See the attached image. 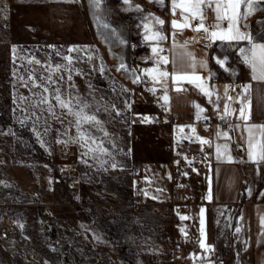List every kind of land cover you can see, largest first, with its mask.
Instances as JSON below:
<instances>
[{
	"label": "rangeland",
	"instance_id": "374dc122",
	"mask_svg": "<svg viewBox=\"0 0 264 264\" xmlns=\"http://www.w3.org/2000/svg\"><path fill=\"white\" fill-rule=\"evenodd\" d=\"M77 1L96 49L93 63L74 50L67 61H58L39 46L48 37L45 30L0 29V264H144L148 259L132 232L131 201L145 195L128 185L126 168L138 167L131 164V121L139 115L168 123L156 105L160 86L144 70L164 69L157 56L180 41L174 36L182 30L171 21L184 20L148 0L116 7L107 0L98 7ZM168 124L154 126L162 142L148 148L151 156L170 160L169 145L174 153L181 151L175 147L183 146L181 135ZM64 162H72L75 172L61 175L66 184L59 186L54 172ZM116 198L125 204L121 218L102 202ZM154 202V232L160 233L165 201ZM48 225L57 229L51 238ZM160 238L155 250L163 254L167 233Z\"/></svg>",
	"mask_w": 264,
	"mask_h": 264
},
{
	"label": "crops",
	"instance_id": "0c3cea01",
	"mask_svg": "<svg viewBox=\"0 0 264 264\" xmlns=\"http://www.w3.org/2000/svg\"><path fill=\"white\" fill-rule=\"evenodd\" d=\"M148 1L173 12L172 0ZM241 11H244L243 6ZM175 15L188 20L190 27L181 28V32L174 36L180 41L172 43L165 53L157 56L164 69L151 67L157 71L148 78L160 86L162 92L156 102L158 111L167 110L172 114L175 118L172 130L179 131L183 143L181 151L175 153L180 157L178 167L182 171L178 205L175 216L164 215L165 224L157 226L161 231L155 233L156 203L150 199L142 201L137 209L130 211L133 236L138 248L147 253L144 264H167L165 242L160 246L163 254H158L154 244L164 231L183 250L176 264H264V227L261 226L264 219V160L260 159L259 148L264 142V132L260 127H252L264 125V80L252 78V70L239 51L251 47L247 40H216L211 48L198 45L193 40L195 28L191 27V22H200V18L191 19L187 13L182 17L179 8ZM203 17L204 26L212 27L217 23L212 8H204ZM226 27L227 22H221V29ZM239 30L249 34L254 42L264 43V4L256 5V10L240 21ZM161 57L167 58V62ZM219 60L224 61L223 67ZM160 71L170 75L162 77ZM172 73L199 76L201 80L174 81ZM240 83H245L248 90L245 91L244 87L231 91L233 85ZM206 92L209 95H205ZM164 96L168 97L167 101ZM242 107L247 119L241 118ZM216 116L230 119L228 129L203 126L206 117ZM197 137L205 141L210 137L212 151L207 152L206 143L204 147ZM250 143L256 147H250ZM236 145L244 147L243 156L236 153ZM217 146H220L219 153ZM117 168L123 169L121 166ZM126 170L131 173L128 183L131 189L152 184L138 178L139 167ZM102 202L118 212L121 218L125 211L121 198ZM174 221L179 223L174 225ZM201 242L205 247H201Z\"/></svg>",
	"mask_w": 264,
	"mask_h": 264
},
{
	"label": "trees",
	"instance_id": "16d2710c",
	"mask_svg": "<svg viewBox=\"0 0 264 264\" xmlns=\"http://www.w3.org/2000/svg\"><path fill=\"white\" fill-rule=\"evenodd\" d=\"M123 0H107L114 7ZM146 6H149L145 2ZM15 25L19 30L24 31L26 27H32L36 31L45 30L48 32L40 48L49 51L58 61L65 62L71 58L73 49L79 52L88 63L94 62V47L91 34L86 24V19L77 0L65 2L60 0H30L15 2L14 0H0V29L11 28ZM7 26V27H6ZM11 35V33H10ZM131 164L140 168L138 178L152 182L148 187H138V192L144 194L142 201L152 199L163 202L168 200V182L170 179V160L159 159L157 156L148 153L150 146H157L162 142L154 126L168 127V123L153 122L141 116H134L131 121ZM158 135V136H157ZM153 141H155L153 143ZM205 147V143H203ZM183 148L182 146H175ZM156 149V148H155ZM149 156L153 158H149ZM179 168V173L181 168ZM182 172V171H181ZM182 176L185 175L182 173ZM56 185H63L65 179L58 175ZM128 182L130 177L128 176ZM168 191V193H167ZM57 232V229L48 225L49 237Z\"/></svg>",
	"mask_w": 264,
	"mask_h": 264
},
{
	"label": "snow or ice",
	"instance_id": "6c2138e0",
	"mask_svg": "<svg viewBox=\"0 0 264 264\" xmlns=\"http://www.w3.org/2000/svg\"><path fill=\"white\" fill-rule=\"evenodd\" d=\"M91 2L95 6H99L100 0H91ZM125 3L128 2V0H124ZM258 4H264V0H172V8H173V15H175L176 9L179 8L181 12V16L183 17L185 13L189 15L191 19H196L197 17L200 18V24L199 26L194 29L195 31L203 30L206 34V38H210L213 41L215 40H221V41H242L247 40L248 43L251 45L250 48L245 49L241 48L239 51L241 55L244 58V61L246 64H248L252 70L253 73V79L254 80H264V43H256L252 40V37L244 32H241L239 30V23L243 19H246L247 16L251 15L256 10V5ZM214 6V8H213ZM244 7V11H241V7ZM204 8H212L216 14V20L217 23L212 26V29H209L204 26L203 23V9ZM227 22V27L221 29V22ZM158 23L163 24L164 21L158 20ZM107 26V25H105ZM148 26L145 25V28ZM172 27L175 28H187L190 27V24L188 20H184L182 23H178L176 20L172 21ZM246 27V26H245ZM214 29H221L219 31ZM153 36H159V33H154ZM151 37L145 36V39H150ZM163 39V37H160ZM69 51H73V49H69ZM155 52L156 49H153ZM161 60L163 62H167V58L161 57ZM218 63L221 64L223 67L224 61L219 60ZM203 65V62H201ZM120 68H124V65L121 64ZM120 68L117 70L119 71ZM145 73L151 74L157 69H145ZM159 75L162 77H167L170 74L164 71H160ZM172 79L175 81L177 79H189V80H201V77L199 76H192L189 77L187 74L177 75L176 73L171 74ZM139 79V78H137ZM136 82V81H134ZM201 89L203 90V86L200 85ZM178 91L181 89H177ZM247 86L245 87V91H247ZM205 95H209V93H205ZM57 101L60 103L61 107H67V105L60 100V97H56ZM163 99L165 101L168 100L167 96H164ZM243 105V101H241ZM250 107V102H249ZM197 108L199 106L197 105ZM200 111H203V109H199ZM225 111H227V106H225ZM79 116V114H77ZM241 118L247 119L244 114L243 107L241 108L240 112ZM200 117L197 116V119ZM86 120H95L94 117H85ZM79 123V120H78ZM252 127H260L261 131L264 132V125L261 126H255ZM195 129H193V132ZM250 131V130H249ZM226 135V134H225ZM251 135V131H250ZM198 140H200L201 143H207V141L201 139L200 137H197ZM250 147H256V145H252L250 143ZM220 146H217V152L219 153ZM260 148V159L264 160V142L259 144ZM250 158H251V152H250ZM203 212V209L201 210ZM201 224L203 225V220L201 221ZM261 226L264 227V219L261 220ZM201 235L203 236V230L201 231ZM201 247H205L204 243L201 242Z\"/></svg>",
	"mask_w": 264,
	"mask_h": 264
},
{
	"label": "built area",
	"instance_id": "2783aa9c",
	"mask_svg": "<svg viewBox=\"0 0 264 264\" xmlns=\"http://www.w3.org/2000/svg\"><path fill=\"white\" fill-rule=\"evenodd\" d=\"M198 26H199L198 20H192L191 27L196 29ZM205 27L212 29V27L209 25H205ZM207 35L208 34H206L203 30L195 31V36L193 40L198 45L211 48L215 45L216 40L213 41L210 38H206ZM244 87H245V83L233 85L231 87V91L242 89ZM148 95L151 100L154 98L153 93L149 92ZM160 116L162 117L163 120L169 122L170 124L175 123V118L167 110L160 113ZM202 124L206 128H212L213 126H220L223 130H226L230 126L231 121L227 116L206 117L203 120ZM206 141H207L206 151L211 152L213 149L212 139L210 137H207ZM167 150L170 152V179H169L170 188H169L168 200H166L162 204V211L164 214L174 217L175 209L178 205L177 198L179 194V185L181 182L179 168H178V165L180 164V157L174 153V149L172 146L170 145L167 146ZM235 151L240 156H243L245 153V149L242 145H236ZM74 172H75V167L73 163L64 162L55 168L54 174L67 175ZM191 201H193L192 198ZM141 204L142 201L137 197H134L133 200L131 201V205L134 208H138ZM178 223H179L178 221H174V225ZM165 245L167 247V260H168L167 264H176L183 253L182 248L176 243L175 239L171 236L166 238Z\"/></svg>",
	"mask_w": 264,
	"mask_h": 264
},
{
	"label": "water",
	"instance_id": "95a60500",
	"mask_svg": "<svg viewBox=\"0 0 264 264\" xmlns=\"http://www.w3.org/2000/svg\"><path fill=\"white\" fill-rule=\"evenodd\" d=\"M173 20H176L178 23H182L181 21H179V20H177V19H173ZM172 20V21H173ZM172 21H171V26H172ZM177 29H181V28H177ZM175 88H177V87H175Z\"/></svg>",
	"mask_w": 264,
	"mask_h": 264
}]
</instances>
